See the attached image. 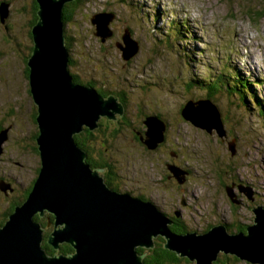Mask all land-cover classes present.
<instances>
[{
    "label": "rangeland",
    "instance_id": "obj_1",
    "mask_svg": "<svg viewBox=\"0 0 264 264\" xmlns=\"http://www.w3.org/2000/svg\"><path fill=\"white\" fill-rule=\"evenodd\" d=\"M7 5L3 3L4 14L0 12L2 22L12 15V6ZM101 12L114 15L108 24L112 35L103 42L89 17ZM263 12L264 0H83L63 22L71 46L69 71L88 86L87 81L97 89L106 84L125 95L124 118L118 119L116 135L106 139L98 134L88 145L94 147L95 155L102 152L116 163L124 179L122 186L131 189L130 194L152 200L168 216L182 212L177 223L187 231H206L226 219L228 231L233 233L237 226L253 222L252 207L264 205V111L248 95L256 93L264 108V50L256 46L264 47ZM25 16L23 38L18 29L16 32V40L20 37V42H26L27 49L21 53L11 40H3L0 25V125L7 128V136L0 140V179L15 181L17 190H6L10 196H19L29 186L40 164L33 138L35 104L24 70L33 44L29 22L35 13L25 8ZM106 19H98L102 29ZM126 34L130 43L125 54L132 56L124 61L117 44ZM185 54L190 65L183 62ZM228 66L252 80L247 84L251 91L243 95L249 107L239 105L241 93L228 97L218 86L220 90L211 99L206 97L200 81L227 75ZM193 76L201 91L188 92ZM253 76L262 78L255 80V87ZM205 99L220 112L225 130L221 137L216 128L207 131L181 115L187 101ZM149 114H159L167 125L164 141L155 150L146 149L136 138V132L144 133L143 119ZM173 162L190 171L181 184L166 176L171 175L166 165ZM232 182L249 187L252 200L235 186L232 191L238 203L231 202L226 189ZM6 192L0 190V220L10 203ZM42 227L48 235L52 226ZM176 264L196 261L185 259ZM227 264L252 263L228 254Z\"/></svg>",
    "mask_w": 264,
    "mask_h": 264
},
{
    "label": "water",
    "instance_id": "obj_2",
    "mask_svg": "<svg viewBox=\"0 0 264 264\" xmlns=\"http://www.w3.org/2000/svg\"><path fill=\"white\" fill-rule=\"evenodd\" d=\"M67 1L36 0L38 19L32 27L28 79L36 107L40 166L27 198L0 227V264H146L136 248L153 247L158 236L164 238V248L196 264H212L220 251L264 264V205L252 207L253 222L245 232L230 233L219 223L201 233H176L170 229L171 219L151 200L109 189L99 172L90 167L86 151L74 135L85 127L96 129L101 117L122 115L124 107L113 94L104 97L94 87L77 83L70 74L62 19ZM0 12L4 14L3 6ZM102 16L107 17L103 29L98 22ZM113 16L101 12L91 17L102 42L112 35L108 24ZM128 38L129 34L123 35L122 43L117 44L124 61L132 56L125 54ZM181 115L207 131L216 128L220 137L225 135L220 112L209 100L187 101ZM143 123L146 129L140 139L153 150L164 141L166 124L154 114L147 115ZM5 136L6 130L0 131V140ZM229 149L233 155L234 143ZM166 166L170 177L179 184L184 182L187 170L174 163ZM231 185L226 194L238 203L232 191L235 184ZM239 188L251 199L249 187ZM0 189L5 192L7 186L0 184ZM45 211L54 215V229L47 242L54 249L60 243H70L76 250L72 255H48L41 247L43 227L34 216Z\"/></svg>",
    "mask_w": 264,
    "mask_h": 264
},
{
    "label": "trees",
    "instance_id": "obj_3",
    "mask_svg": "<svg viewBox=\"0 0 264 264\" xmlns=\"http://www.w3.org/2000/svg\"><path fill=\"white\" fill-rule=\"evenodd\" d=\"M82 1L83 0H69L63 5L62 19H63L64 22L71 17V14L73 13L75 7L80 5V3ZM28 2H30V1L28 0ZM32 2H33L32 9H33V11L35 13V17H33L32 21H30V33H29V35L31 36L33 44H32V46L29 49L30 54H29L28 57L31 56L32 51H33V46H34L33 35H32V27L37 22V19H38L37 18L38 4H37L36 0H32ZM89 17H90V20H91L92 16H89ZM111 31H112V29H111ZM183 31H185V29H183ZM185 35L187 36V33H185ZM65 44H66V47L68 49H70L71 46H70V43H69V39H68V41H67V39H65ZM28 57L25 59L26 65L24 67L26 76H28L27 73L29 71V68H28ZM183 59L185 60V61L183 60V62H185L188 65H190V59L187 60V54L184 55ZM69 65H71L70 57H69L68 66ZM232 69H231V67L228 66L227 67V75L223 76L224 73H221L220 76H216V77L210 78L209 80H206V81L201 80L200 84H201L202 87H204L206 89V91H207V96L206 97L209 98V99H211L216 94V92H218L220 90L219 88H217V86H218V87L223 88L224 90H226V92H228V94H227L228 97H231L232 95H235L233 93H241V96H240L241 98L239 97L240 98L239 105L240 106H244L245 108L249 107L250 103H248L245 100H243V95L245 93H248V91H251L250 87H248L247 84L250 86L252 83L249 82V81H252V80L248 79V77L247 78L243 77V75H241L239 71H235L234 69L233 70ZM70 74L73 76L74 80L77 83L86 85V82H84V83L81 82V80L77 77V75H75L73 73H70ZM260 79H262V78H260ZM260 79H258V78L253 76V86L254 87L256 86L255 80H260ZM102 81H106V79H103ZM87 83L90 86H94L92 84V82H88L87 81ZM200 84L197 81L195 76L189 78V81H188V84H187L188 92L192 91L195 88L198 89L199 91H201ZM95 89L97 90L98 93H101L104 97H106L109 94H113L115 97H117L118 101L121 102L123 107H124V111H123V114H124L125 109H126V101H125L124 91L110 90L109 86H107L106 84H101V85L98 86V89L97 88H95ZM248 95H249V97L252 96L251 99L254 100V102L260 108V111L262 110L261 112H263L264 108L261 107V105H260L261 104V100L257 97L256 93H248ZM228 100L233 102L230 99H228ZM123 114L122 115H116L114 119H108L107 117H101L100 120L98 121L99 126L96 129L90 130V129L85 127V128H83V130L80 133L74 135L75 141L86 151V154H87V159L86 160H87V162L90 165L94 166L95 164H97L95 162V161H97L96 159L99 158V157L103 158V154L104 153L100 152L97 155H95L94 147H90L88 145V143L91 140L96 141L97 138H99V137H97L98 134H101L106 139H108L109 136L113 138L116 135L117 131H118V125H119L118 119L122 120L124 118ZM259 114H260V117H261V113H259ZM154 115H157L159 118H161L163 120V118L159 114H154ZM32 117H33V121L37 125L36 119H35V117H36V107L34 108V111L32 113ZM263 117H264V112H263ZM110 125H112V127H110ZM38 132L39 131H38V127H37V130L35 131L34 136H33L35 142H36L35 138L38 135ZM140 136H143V134H141L140 132H136L137 140L139 142L140 141L142 142V140L140 139ZM101 141L104 143V138L101 139ZM143 146L145 147V145H143ZM34 147H35L36 154L39 156L38 150H37V146L35 145ZM153 150H155V149H153ZM39 161H40V159H39ZM176 166H178V167H180L182 169H185V170L188 169L185 166H180V165H176ZM38 170H39V167L37 168L36 176H35V178H33L32 182L29 184V186H28V188L26 190V193L24 194V197L22 198V201L19 202L18 204H13L11 206L10 210L8 211L7 216L0 220V227L4 225V223L8 219L9 214H11L13 212V210L15 209V206L21 204L27 198L28 193L30 192V190H31V188H32V186H33V184L35 182V179L37 177ZM141 198L144 199V200H147V199H145L143 197H141ZM249 200H252V198L249 199ZM43 219L44 218H40L37 214L34 216V220L39 222L42 226L45 225V223H47L46 221H43ZM243 228L239 227L238 230H236L235 232H239V230H241ZM170 229L172 231L176 232V233H182V232L186 233V231H187V230L179 231L177 229H174V227H172V226H170ZM41 247L47 252L48 251L52 252V246L47 242V239H45V237L43 238V240L41 242ZM144 249L145 250L147 249L149 251L148 254L142 249H138L137 252H138V254L145 253V255H143V261L146 264H176L180 260H185V259L189 260V258L186 257V256H183V257L179 256L174 251H171V250H168V249L164 248L163 247V239L161 237H159V236H158V238L157 237L154 238V246L153 247L144 248ZM64 252H66V250H64ZM223 254L224 255H218L217 259L215 261H213L212 264H227L228 255H225V254H230V253H224L223 252ZM231 255H234V254H231ZM234 258L238 259L236 257V255H234Z\"/></svg>",
    "mask_w": 264,
    "mask_h": 264
},
{
    "label": "flooded vegetation",
    "instance_id": "obj_4",
    "mask_svg": "<svg viewBox=\"0 0 264 264\" xmlns=\"http://www.w3.org/2000/svg\"><path fill=\"white\" fill-rule=\"evenodd\" d=\"M27 1L28 0H26V1H24V0H0V7L3 6V3L5 4V7H7L8 6L7 4L9 3L10 4V9H11V6H12V9H11V14L12 15H11L10 19H8L7 22H6V20H4L5 21V23H4V21L2 22L1 21V18H0V25L2 26V32H3V40L4 39L6 41H10L11 40L15 44V47H17V48H19L21 50L19 53H21L22 51H24V49L25 50L27 49L26 42L23 41V43H25V46H24L23 43L20 42V37H19V40H16V36H17L16 35V32H17V29H18V32H21V37L22 38H23V34L26 31L27 19H26V16H25V8H29V9L33 10L32 9V6H33L32 0H29L30 3H31V5ZM21 12H24V13H23L22 16H19V15H21ZM8 17L9 16L7 15V18ZM16 20H18V22H16ZM16 24H17V28H16ZM29 33H30V30H29ZM22 72H23V70H22ZM163 121H164V119H163ZM165 124H166V122H165ZM166 127H167V125H166ZM3 130H6V136H7V128H4V127H2L0 125V131H3ZM96 160L97 161H95V162L97 164H95L94 166L93 165H90L89 163L88 164L90 165V167L92 169H96L99 172V175L102 177L104 183L106 184V186L109 187V189L114 190V191H119V192H129V193L132 192L131 189L127 188L126 186H122L124 184V181H123L124 179L121 178L120 174L117 171V167H116L117 165H116L115 162H113V160L111 158H109V157H103V158L102 157H99ZM173 163L175 165H178L175 162H173ZM39 166H40V164H39ZM186 170L188 171V175H189V170L188 169H186ZM166 176H167V178H171L170 177V174H168ZM1 179H2V182H0V184L6 185L7 188H9L11 192H15L17 190V188L15 186V181H11V179L9 177H7V178L2 177ZM5 182H8V183H5ZM232 183L235 184L236 187H238L237 188L238 190L240 189L239 188L240 185L236 184V182H232ZM27 188H25L23 191H21L19 193V196H14V195H11L10 196L9 195V192H6L5 191L6 192L5 193V196H7L8 198H10V203L8 205V208H7L6 212H5L4 217L7 216V213H8V211L10 210V208H11V206L13 204H18L19 202L22 201V198L24 197V194L26 193ZM147 200H149V199H147ZM164 214H166V213H164ZM37 215L39 217H43L45 219V221L47 222V223H45V225H48L49 224V226H52V227H50V229L48 228V230H47L48 231V234H49L50 231L54 229V224H53L54 215L52 213H50V212H47V211L44 212L43 216H41L39 214H37ZM180 216H182V212H180V211H174L173 216H168V217H170V219L172 221V223H171L170 226L174 227V229H177L179 231L186 230V229H184V227H182L181 223H177V219ZM225 222H226V219H223V220H219L218 223H216V224L224 223L226 225ZM213 225H215V224H213ZM213 225L209 226L208 228L210 229ZM246 226L244 228H243V226H237V230H238L239 227H242L243 229H241L239 231L245 232L246 231ZM226 228H227V226H226ZM209 229H207V230H209ZM188 232H191V231H188ZM202 232H205V231H202ZM182 233H184V232H182ZM198 233H201V232H198ZM43 236L45 237V239H47V237H48V235L44 234V231H43ZM159 237H161V236H159ZM161 238L163 239V243H164V238L163 237H161ZM136 249L137 250L138 249H142L147 254L149 252L147 249L145 250L143 247H138ZM64 250H66V252H64ZM75 251H76L75 248L70 243L63 242V243H61L59 245V247L57 249H54L52 247V252H49V251L47 252L46 251V253L48 255H54V254L72 255ZM141 255H145V253H142ZM218 255H224V254H223V252H220ZM225 255H228V254H225Z\"/></svg>",
    "mask_w": 264,
    "mask_h": 264
},
{
    "label": "bare ground",
    "instance_id": "obj_5",
    "mask_svg": "<svg viewBox=\"0 0 264 264\" xmlns=\"http://www.w3.org/2000/svg\"><path fill=\"white\" fill-rule=\"evenodd\" d=\"M242 36V35H241ZM244 38V37H243ZM256 46H258L261 50H264V47L261 45V44H257ZM253 52V51H252ZM251 55H253L252 53H251ZM255 64H256V62H255ZM205 100H208V99H205ZM196 101V100H195ZM210 101V100H209ZM211 102V101H210ZM212 103V102H211ZM212 104H214V103H212ZM215 105V104H214ZM216 106V105H215ZM204 107H206V106H204ZM217 107V106H216ZM209 110V109H208ZM191 261H193V260H191Z\"/></svg>",
    "mask_w": 264,
    "mask_h": 264
},
{
    "label": "clouds",
    "instance_id": "obj_6",
    "mask_svg": "<svg viewBox=\"0 0 264 264\" xmlns=\"http://www.w3.org/2000/svg\"><path fill=\"white\" fill-rule=\"evenodd\" d=\"M149 115H153V114H149ZM145 118V117H144Z\"/></svg>",
    "mask_w": 264,
    "mask_h": 264
}]
</instances>
